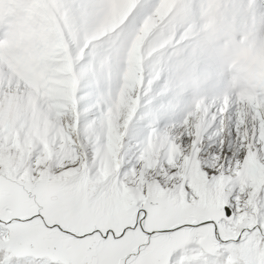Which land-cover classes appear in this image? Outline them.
Returning a JSON list of instances; mask_svg holds the SVG:
<instances>
[{"label": "snow or ice", "instance_id": "6c2138e0", "mask_svg": "<svg viewBox=\"0 0 264 264\" xmlns=\"http://www.w3.org/2000/svg\"><path fill=\"white\" fill-rule=\"evenodd\" d=\"M251 56L264 0H0V264H264Z\"/></svg>", "mask_w": 264, "mask_h": 264}, {"label": "bare ground", "instance_id": "6f19581e", "mask_svg": "<svg viewBox=\"0 0 264 264\" xmlns=\"http://www.w3.org/2000/svg\"><path fill=\"white\" fill-rule=\"evenodd\" d=\"M115 11L118 12V9ZM247 70L255 78L264 79V56H261V57L251 56ZM254 70H256V71H254ZM255 72H257V73H255ZM259 75H261V76H259Z\"/></svg>", "mask_w": 264, "mask_h": 264}, {"label": "rangeland", "instance_id": "374dc122", "mask_svg": "<svg viewBox=\"0 0 264 264\" xmlns=\"http://www.w3.org/2000/svg\"><path fill=\"white\" fill-rule=\"evenodd\" d=\"M117 14H118V12H116ZM253 71V70H252ZM254 71H256V70H254ZM253 73V72H252ZM255 73H257V72H255ZM259 76H261V75H259Z\"/></svg>", "mask_w": 264, "mask_h": 264}]
</instances>
